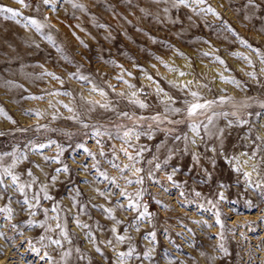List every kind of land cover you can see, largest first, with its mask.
Returning a JSON list of instances; mask_svg holds the SVG:
<instances>
[{"label": "rangeland", "instance_id": "rangeland-1", "mask_svg": "<svg viewBox=\"0 0 264 264\" xmlns=\"http://www.w3.org/2000/svg\"><path fill=\"white\" fill-rule=\"evenodd\" d=\"M217 1L192 5L189 0L188 6L173 7V0H73L84 6L73 8L68 0H56L53 9L43 0H26L28 7L17 0H0V5L22 13L15 19L10 13H0V107L11 117L0 114V153H27L28 160L18 163L14 171L21 181H28L26 170L31 168L38 183L47 184L53 197L41 199L29 210L22 207L23 194L13 188L3 194L0 208L9 206L13 212L11 220L0 213V233H4L0 236V264H118L117 253L128 251L129 246L134 252L125 258V264H264V0ZM208 6L219 16L200 11ZM26 17L35 18L44 27L38 31L27 24ZM121 74L136 88L114 78ZM80 76L88 79L81 80ZM189 81L192 83L184 88ZM94 85L107 95L93 91ZM108 85H115V92ZM157 88L163 92L157 93ZM121 91L126 95H118ZM132 91H137V99L149 107L131 103ZM193 91L199 93V102L214 103L188 117L184 101H194ZM104 104L109 108L101 107ZM166 107L182 111L165 113ZM121 112L145 118L166 114L169 120L184 123L129 119L119 115ZM208 116L213 117L211 134L201 126V140L188 125L193 121L207 123ZM132 127L141 135L139 140L133 136L130 142L135 147L128 148L121 137ZM97 131L104 135L97 137ZM184 133L188 141L174 139ZM193 138L196 145L190 142ZM97 139L102 141L105 156L99 155ZM49 141L54 143L31 150L32 144ZM80 144L95 153L96 159L78 148ZM58 146L64 149L60 163L45 162L43 156L59 154ZM122 146L133 155L139 148L145 149L136 165L143 169L142 186L127 184L119 169L109 163L111 160L120 167L130 163L120 151ZM254 151L256 156L250 159ZM169 155L167 165L156 171L160 183L149 179L148 171ZM226 156L239 157V162L226 160ZM149 160L153 163H147ZM245 160L248 164L243 163ZM96 161L100 171L116 177L120 189L131 193L143 188L142 203L147 204L152 216L150 222L145 219L139 223V231L128 227L135 213L115 207L117 200L127 204L116 184L95 175L91 166ZM11 162V157L4 158L5 166ZM252 163L258 165L257 171L252 170ZM62 164L69 166V172L56 173ZM244 171L251 176L246 178ZM168 174L173 175V181L167 180ZM53 175L58 177L54 184L50 180ZM123 176L131 178V172L125 170ZM5 183H10V178H5ZM256 183L261 184L259 189L254 187ZM37 187L34 184L26 189L29 197ZM97 189L106 195L101 196ZM196 192L201 195L196 196ZM221 193L223 200L219 199ZM248 201L255 206L248 207ZM57 203L59 213L52 212ZM213 204L221 211L223 228L215 222ZM44 208L49 209L47 217L59 214L60 220L47 219ZM105 208L114 209L116 218L123 221L117 225L118 233L130 236V240L106 243L112 238L110 229L115 222L108 218ZM74 217L91 226L96 235L94 243L85 239L88 230L77 227ZM29 220L35 223H27ZM58 222L66 223L71 238V243L62 240L63 248L47 239L60 238L55 228ZM148 233H155V238ZM221 243L226 252L221 251ZM64 250H70L71 255L61 260ZM45 252L53 260L44 257Z\"/></svg>", "mask_w": 264, "mask_h": 264}, {"label": "snow or ice", "instance_id": "snow-or-ice-1", "mask_svg": "<svg viewBox=\"0 0 264 264\" xmlns=\"http://www.w3.org/2000/svg\"><path fill=\"white\" fill-rule=\"evenodd\" d=\"M17 2L25 7H28L29 5L26 3V0H17ZM69 3H72L73 8H83L84 6L81 4H77V3H73V0H68ZM157 2H159V0H157ZM192 5H204L206 3V0H190ZM249 3H252L253 0H248ZM43 3L45 5H52L53 9H55V5H56V0H43ZM178 5H185L188 6L189 5V0H173V7H176ZM195 11V8L193 9ZM165 12L168 11L167 8L164 9ZM200 11L202 12H210L213 15L219 16V13L215 12V10L213 8H211L210 6H208L207 8H200ZM0 13H10L11 14V18L15 19L16 17L22 15V13H20L18 10L13 9L12 7L9 6H4V5H0ZM8 18V17H5ZM27 20V24L32 25L33 27H35L38 31L40 29H42L44 27L43 24L39 23L35 18L32 17H26L25 18ZM27 24L25 26H27ZM100 27H106L105 25H99ZM47 39L51 40L52 37L49 35L47 37ZM83 43V42H82ZM242 43L247 44V41H242ZM248 47H251V45H248ZM256 51H259L258 49ZM207 55V53L205 54ZM233 55H239L238 53H233ZM219 59V58H217ZM262 59H264V57H262ZM223 63V61H221ZM249 63H251V61L249 60ZM122 67V66H121ZM139 67V66H137ZM141 71H144L141 68ZM181 75H184L185 73L181 72ZM48 75H51L54 79L56 80H60L59 77L55 76L54 73H49ZM75 75V74H73ZM129 76H131V73H128ZM250 75H255V73H250ZM118 82H122L124 84H126L128 86V88H136V85L131 84L129 81L124 80L123 75H117L116 77H114ZM147 78L149 80L152 79L151 76H147ZM79 79L81 80H87V77L84 76H80ZM61 84L63 83L62 81H60ZM233 83H238L237 81H235L233 79L232 81ZM170 84H173V86H177L175 81H169ZM192 82L189 81L187 82V84H184L183 87L187 88L189 84H191ZM108 87L115 92V85H108ZM93 91H99L100 94L102 96H106L107 93L103 90V89H97L96 86H93ZM139 91H142L139 90ZM163 92V89L157 88V93ZM52 95H57L60 94L59 92H53L51 93ZM67 95H71V93H65ZM118 95L120 96H124L126 95L125 92L121 91L120 93H118ZM165 96H167V94L165 93ZM191 96L194 98V101L189 102L187 100L184 101L185 105H186V111H187V116L188 117H193L196 113L197 110H201V109H206L207 107H209L212 103H214V101H204L203 103L199 102L198 97H199V93L197 92H191ZM33 98H37V97H33ZM39 98H43V97H39ZM168 101L174 103V101L172 100L171 97H167ZM225 98L221 97L220 100L221 102L224 101ZM130 102L133 104L138 105L140 108H148L149 105L143 101V100H139L137 99V91H132L130 93ZM163 102V101H162ZM91 103H99L98 101H93ZM64 107L68 108V105H64ZM101 107L104 108H109L108 104H104L101 105ZM69 111H72L71 108H69ZM165 113H180L182 111L181 108L179 107H171L165 108ZM0 114H3L6 116L7 119H11L10 116H7V113L4 111V109L2 107H0ZM37 115H39V113H37ZM119 115L121 116H128L129 119H150L154 122H158V123H163L164 121H168V123H172V124H181L184 123V121L182 120H169L168 115H161L160 113H156L155 115L151 116V117H132L129 116V114L127 112H121ZM233 115H236V113H233ZM212 120L213 117L212 116H208L207 117V123H203L201 124H197L196 122H191L188 127L190 128L191 132L194 134L195 137H200V129L201 126L203 127L204 131L206 134H211L210 133V129H209V125L212 124ZM13 123H15V121H12ZM84 127H88L87 124L84 125ZM149 127H151V125H149ZM222 132V130H220ZM145 135H149V138H151L149 133H144ZM0 135H3V133H0ZM104 133H101L100 131L96 132V136L97 137H101L103 136ZM141 133L136 131L135 127L132 128H128L126 131L123 132V136L121 137V139H123L125 141V143L128 144V148L131 147H135V145L131 144V138L133 136H135L136 140H139ZM201 140H203V137H200ZM175 140H185L188 141L189 137L186 133L181 134V135H176L174 136ZM257 139H259V137H257ZM191 144L196 145L197 140L195 138L191 139ZM52 143V141H49L48 144H32L31 145V150L32 151H36L38 149H43L46 148L48 146H50ZM96 144L100 147V152L99 155L100 156H105L106 153L103 151V145H102V141L100 139L96 140ZM78 148H82L84 150L85 153H87V155L89 157H91L93 160L96 159L95 153H93L90 149H88L87 147H85V145L80 144L77 146ZM159 147V146H158ZM128 148L126 147H121L120 151L123 152L128 160L130 161V163L128 164H124L123 167H120L119 164L114 163L113 161L109 160V163L112 164L113 167L118 168L119 172L121 174V178H123L125 180V182L127 184H137V185H143L144 182V176L141 175V173L143 172V169L140 167H137L136 165L138 163H140V158L142 157L143 151H145V149L143 147L139 148L136 152L135 155L131 154L128 151ZM187 150V149H185ZM212 151H216L215 148L211 149ZM64 149L58 146V155L56 156H43V160L45 162L47 161H54L56 163H60V156L63 154ZM170 154H171V150H169ZM40 155H43L42 153H39ZM113 155H115V152L113 151ZM242 155H247L246 153L242 154ZM256 156V152L254 151L252 153V156L250 157V159H254ZM5 157H11L12 158V162L10 164H8L7 166L4 165L3 161ZM170 158V155L168 158H166L163 162H156L154 164V170H149L147 173V176L149 179L155 181L156 183H160L159 180L156 179V171L161 170V168L165 165H167V160ZM193 158L198 162L199 161V157L196 156L195 153H193ZM154 160H156L157 158H153ZM226 160H230V161H236L239 162V157H225ZM24 160H28V155L25 152H18V151H13V152H3L0 153V189H3V193H0V199L3 198V194L8 192L9 188H13L16 192H19L21 194H23V200H22V207L26 206L27 209L32 210L34 208H36L40 202L41 199L43 200H53V197L49 194L48 191V185L45 183H38V177H36L34 175V173L32 172V169L29 168L26 170V174L29 177L28 181H21V177L20 174L16 173L14 171V169L16 168L17 164L24 161ZM147 163L152 164L153 161L149 160L147 161ZM244 164H248V160L243 161ZM35 167L40 168L39 164H36ZM92 169H95V175L103 177L105 180H109L112 184H116V177H110L106 172L100 171L99 169V161H96L95 163L92 164ZM251 168L253 171H257L258 165L256 163H252ZM84 170H87V165L83 166ZM125 170H129L131 172V178L128 176H123V173ZM236 171H241L240 167H236L235 168ZM41 171H43V169H41ZM56 173H67L69 172V166L67 164H62L61 167H57L54 170ZM175 171V169L173 170ZM45 175H47V173H45ZM243 175L248 178L251 176V173L248 171H244ZM5 178H10V183H5ZM167 180L168 181H173V175L172 174H168L167 175ZM58 177L56 175H53L50 177L51 182L54 184L57 181ZM174 186L179 187L178 184H175ZM251 180H249V184L251 185ZM34 184H38L37 190L35 191V193L29 197L28 195V191L32 189ZM162 186V185H161ZM116 187L119 189L120 191V196L124 197L127 200V204L122 203L120 200H117L115 207L121 209V210H126V211H131L133 213H135V215L132 218V221L130 223V225L128 227H134L136 229V231H139V223L145 219H149L150 222V218L152 216V213L148 210V206L145 203H142V196H143V188H138L135 192H128L126 188H119V185L116 184ZM255 188L259 189L261 187L260 183H256L254 185ZM97 191L99 192V194L101 196H105L106 193L104 191H100L99 189H97ZM164 191H168L167 188H164ZM77 195H80L79 190L77 189ZM184 193L181 192V196H183ZM196 196H200L201 194L199 192L195 193ZM261 196L264 197V193H261ZM9 199H11V197H9ZM219 199L223 200L224 196L223 194H219ZM73 200L75 201V197H73ZM17 203H21V201H17ZM158 203H162V202H158ZM209 203H212L211 201H209ZM247 206L248 207H254L255 205L252 204L251 201L247 202ZM201 207H203V205H201ZM213 207L216 208V212H215V222L217 224H219L221 226V228L224 227L223 221L220 219L221 217V211L220 209L213 204ZM59 204H54L51 211L55 212V213H59ZM45 216L47 219H53V220H60V216L59 214H57L56 216L53 217H47V213L49 211L48 208H44L43 209ZM104 211L107 213L108 218L112 219L115 223L113 225V227L110 229L111 233H112V238L108 239L106 241V243L108 245H112L113 244V240H115L117 243H124L126 240H130L131 237L127 236L125 234H119L118 233V229H117V225H121L123 224V221L118 220L114 214V209L113 208H105ZM12 212L13 209L9 206H5L3 208H0V213H6V219L11 220L12 218ZM30 215H35L34 212L30 211ZM262 219H264V217H262ZM74 223L77 227L82 228V229H86L88 231L85 232V239L89 242H95L96 241V235L95 233L91 230V226L88 223H84L82 222L78 217H74L73 218ZM27 223L32 224L35 223L34 221H27ZM41 225H43V221L40 222ZM205 224H207V221H204ZM210 226V225H209ZM13 228H16L17 226L15 224L12 225ZM55 228L59 230V236L60 238H53V237H47V239L49 240V243L51 245L56 246L57 248H63V244H62V240H67L68 243H71V238L69 236V230L66 226V223H56ZM49 230L51 229V225H49ZM0 236H4V233H0ZM147 236H152V238H155V233H148ZM147 236H145V238L147 239ZM45 237H41V240H44ZM221 240H223V235L221 234ZM220 249L221 251H225L226 249H224L223 244H220ZM34 251L36 249H33ZM77 252L80 251L79 248L75 249ZM96 251L100 252L101 249L97 246L96 247ZM134 252V248L132 246H129L128 251L126 252H119L117 253V262L118 264H125V258L130 257L132 255V253ZM71 255V251L70 250H64L61 254V260H64L65 258L69 257ZM44 257H47L48 260H53V257L51 255H49V253L45 252ZM42 257V259L44 258ZM81 259H83V257H81Z\"/></svg>", "mask_w": 264, "mask_h": 264}, {"label": "bare ground", "instance_id": "bare-ground-1", "mask_svg": "<svg viewBox=\"0 0 264 264\" xmlns=\"http://www.w3.org/2000/svg\"><path fill=\"white\" fill-rule=\"evenodd\" d=\"M215 1H217V0H215ZM218 2V1H217ZM219 4V3H218ZM181 62V61H180ZM7 222V221H6Z\"/></svg>", "mask_w": 264, "mask_h": 264}]
</instances>
